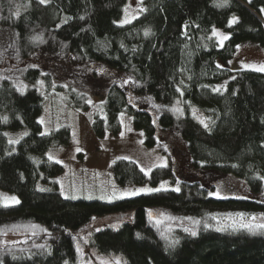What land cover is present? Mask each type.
Instances as JSON below:
<instances>
[{
    "label": "trees",
    "instance_id": "obj_1",
    "mask_svg": "<svg viewBox=\"0 0 264 264\" xmlns=\"http://www.w3.org/2000/svg\"><path fill=\"white\" fill-rule=\"evenodd\" d=\"M125 2L0 0V57L14 62L27 81L43 75L48 89H65L77 107H87L90 94L104 96V113H96L92 123L98 136L117 133L119 113H130L145 144H161L174 162L146 174L132 158L119 157L112 167L114 179L157 183L176 178L178 168L179 191L162 188L109 201L65 197L53 180L63 166L44 153L70 142V128L43 132L38 117L42 92L35 87L21 92L11 78H1L0 188L20 201L0 203V239L24 226L33 229L22 240L0 245V264L75 262L71 232L88 225L95 214L110 213L130 214L131 220L93 231L90 244L124 254L123 264H264V230L200 227L195 236L181 233L179 243L170 247L145 209L159 205L183 215L264 211V72L216 64L217 58H231L242 42L264 47V0H228L222 7V0H143L139 15L120 25L116 20ZM232 15L237 20L230 24ZM214 26L228 34L221 46L211 34ZM36 36L42 42L32 39ZM61 76L65 84L54 81ZM227 77L223 90L209 86ZM179 85L186 103L208 116L207 128L165 106L179 95ZM21 126L29 131L12 148L3 129ZM39 178L49 184L38 187Z\"/></svg>",
    "mask_w": 264,
    "mask_h": 264
},
{
    "label": "rangeland",
    "instance_id": "obj_2",
    "mask_svg": "<svg viewBox=\"0 0 264 264\" xmlns=\"http://www.w3.org/2000/svg\"><path fill=\"white\" fill-rule=\"evenodd\" d=\"M123 6V12L116 20V23L120 25L124 24L121 21L125 19L128 21L134 20L143 8L141 0H126ZM26 7L27 4L25 6L20 5L16 11L21 12ZM233 17L237 16L232 15L230 21H232ZM262 18H264V12ZM214 30L217 34H214ZM211 34L217 37L220 46L225 41L223 37H228L226 30L222 26H214ZM222 40L223 42L221 43ZM232 55L227 60L222 57L217 58V66L229 67L232 70L243 68L256 70L264 66V47L256 41L242 42ZM6 61L0 57V79L11 78L15 86L23 88V90L35 87L45 96L42 104L43 108L38 116L39 122L43 118V122H40L43 132H50L52 129L63 125H67L70 128V142L53 145L44 153L47 158L50 159L51 157V160H57L63 166V171L55 174L53 180L58 181L59 190L65 197L100 198L109 201L120 199L121 197L134 196L131 193L138 189L180 188V176L178 174L181 170L178 168L175 169L176 178H163L157 183L117 182L114 179L112 167L119 157L132 158L146 174H150L154 167L171 164L174 162V158H171L159 143L150 146L146 145L142 129L137 128L133 124V116L125 111L119 113L122 127L117 133L107 131L102 136L96 135L92 123L96 113H104V96L97 93L90 94L88 106L84 108L77 107L72 105L70 96L65 89L58 90L53 87L48 89L43 75L36 81H27L18 74L17 69L13 68L14 62ZM228 80L229 78L227 77L213 82L209 86L215 90H223ZM54 81L56 83L59 81L63 84L66 83L62 76L61 79H55ZM178 90L179 95L173 102L165 106L178 117L188 113L191 117L193 116L198 121L203 120L204 123L209 125L210 121L204 110H201L197 105L186 103L183 98L181 85H179ZM3 130L7 134V140H18V142L24 136L23 133H28L29 131L25 126H21L18 129L9 128ZM11 145L12 148H15L17 143H11ZM183 145L182 143L180 148ZM181 159L183 161V154H181ZM262 181L264 188V179ZM37 182L38 187H44L49 184L42 182L40 178ZM144 192L149 191H142L136 195ZM11 197H15L20 201L17 194L0 188L1 204H16L10 199ZM145 209L148 220L155 225L163 239L168 242L174 239L178 240L181 233H186L184 231L185 228L194 230L196 233L200 227H206V225L217 230L221 228L238 229L241 222L252 221L253 217L256 218L255 223H264V211L248 213L241 209H214L207 210L202 214L183 215L159 205L147 206ZM239 214H243V216ZM130 220V214H95L88 225L71 232L74 237L77 258L75 262L67 261L68 264H123L125 260L124 254L113 251L109 253L99 251L90 244V239L92 232L95 230L105 226L118 228L122 223ZM195 221H199V223H194ZM32 229V227L24 226L14 233H7L0 239V245L22 240L25 238V233Z\"/></svg>",
    "mask_w": 264,
    "mask_h": 264
},
{
    "label": "snow or ice",
    "instance_id": "obj_3",
    "mask_svg": "<svg viewBox=\"0 0 264 264\" xmlns=\"http://www.w3.org/2000/svg\"><path fill=\"white\" fill-rule=\"evenodd\" d=\"M50 2V0H39V3L40 4H47V3H49ZM141 2H142V0H141ZM227 2H228V0H222V2L221 3H219L218 4V6H225L226 4H227ZM261 11L262 12H264V9H261ZM14 15H16V16H19L20 15V13H19V11L17 10L15 13H14ZM236 20H237V18L236 17H233V19H232V21L230 22V24L231 23H234V22H236ZM64 22H67V20H65ZM128 22H130V21H128L127 19H125V20H123V21H121V23H128ZM149 31L150 30H145V35H148L149 34ZM214 34H217L216 32H215V30H214ZM229 37H227V36H224L223 37V39H228ZM33 40H41V42H42V38L40 37V36H36V37H33L32 38ZM223 42V40L221 41V43ZM123 46V45H122ZM256 70H259V71H264V66H261L259 69H256ZM21 92H23V88H20L19 89ZM195 111V110H194ZM3 119V122H7V117H3L2 118ZM40 122L42 123L43 122V118H41V120H40ZM202 124H204V127L205 128H207L208 127V125L206 124V123H204V121L203 120H201L200 121ZM44 133H41V135H43ZM5 135H7L6 133H5ZM23 135H27V132H25V133H23ZM10 143H18V140H16V141H13V140H10L9 141ZM79 150V149H78ZM50 159H51V157H50ZM261 179H264V177H261ZM41 190H44V189H41ZM177 191H179V189H176ZM142 191H149V192H151V191H159V189H138V190H136V191H134V192H132L131 193V195H136V194H138L139 192H142ZM14 203H19V201L15 198V197H11L10 198ZM239 215H241V216H243V214H239ZM255 217H253L252 218V221H249V222H247V223H244V222H241L240 223V227L241 228H246V229H248V230H250V231H255V230H264V223H255L254 221H255ZM194 223H199V221H195ZM206 227H207V225H206ZM218 230H224V229H218ZM184 231H186V232H190L191 233V235H193V236H195L197 233H196V231H194V230H191V229H188V228H185L184 229ZM138 236H139V233L137 234ZM179 243V241L178 240H172L171 241V243H170V247H174L176 244H178ZM65 264H68V262L67 261H65Z\"/></svg>",
    "mask_w": 264,
    "mask_h": 264
}]
</instances>
